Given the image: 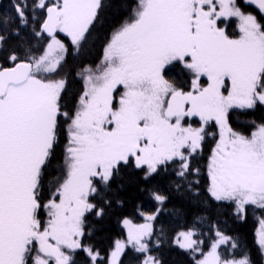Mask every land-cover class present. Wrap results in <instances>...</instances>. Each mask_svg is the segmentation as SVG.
Returning <instances> with one entry per match:
<instances>
[{
	"label": "snow or ice",
	"instance_id": "obj_1",
	"mask_svg": "<svg viewBox=\"0 0 264 264\" xmlns=\"http://www.w3.org/2000/svg\"><path fill=\"white\" fill-rule=\"evenodd\" d=\"M113 7L119 19L89 63ZM70 57L80 60L77 89ZM256 113L264 0H9L0 9V264H163L165 237L190 264H256L203 215L157 233L169 196L154 185L167 175L197 205H227L238 220L264 214V118L233 119ZM129 172L157 207L137 209L141 223L123 218L126 239L101 256L94 221L123 206Z\"/></svg>",
	"mask_w": 264,
	"mask_h": 264
},
{
	"label": "trees",
	"instance_id": "obj_2",
	"mask_svg": "<svg viewBox=\"0 0 264 264\" xmlns=\"http://www.w3.org/2000/svg\"><path fill=\"white\" fill-rule=\"evenodd\" d=\"M9 0H0V9H7ZM120 9L113 7L106 13L107 22L105 25L94 33L93 41L90 44L88 54L85 59L89 63L98 62L101 55V49L106 38L111 24L119 19ZM235 29L234 26L229 28V31ZM80 60L69 58L65 71L70 74V80L73 83V88L80 87L75 82L76 78L74 73L78 71ZM264 118V113H256L251 117H234L236 123H246L250 119L260 120ZM173 177L167 175L158 177L154 181V185L158 187L162 193L169 196V201L166 205L162 215L158 218V223L155 225L156 232L159 233L161 228L168 234H171L180 223L184 222L185 217L191 221L194 216L203 215L210 218L213 224H217L221 230L227 235L233 237L240 245L238 251L249 252L256 264H261L256 241V232L259 227V220L264 218V214L258 209H250L243 220H238L235 216L234 210L225 205L218 207L214 202L211 207H204L197 205L195 201H189L182 193L175 191L171 181ZM195 179V177H193ZM139 178L133 176L130 172L125 173V187L121 193L123 198V206H115L113 209L102 219L94 221L95 229L91 237L96 249L101 253V256H107L112 250L116 240H122L126 237V231L121 223L123 218L133 219L134 222L141 223L143 218L139 216L137 209L146 213H151L157 207L147 193L138 190ZM142 186V185H141ZM203 189V181L201 182V190ZM181 212L178 216L177 212ZM206 238L209 233L208 223L200 225ZM163 259V264H190V258L183 254L174 246H170L165 237V242L162 244L160 251L157 253ZM130 257H125V264H129Z\"/></svg>",
	"mask_w": 264,
	"mask_h": 264
},
{
	"label": "rangeland",
	"instance_id": "obj_3",
	"mask_svg": "<svg viewBox=\"0 0 264 264\" xmlns=\"http://www.w3.org/2000/svg\"><path fill=\"white\" fill-rule=\"evenodd\" d=\"M235 31H236V29H233V30L230 31V32H235ZM259 227H260V224H259ZM259 227H258V229H259ZM125 231H126V229H125ZM124 239H126V237H125ZM124 239H122V240H124Z\"/></svg>",
	"mask_w": 264,
	"mask_h": 264
}]
</instances>
